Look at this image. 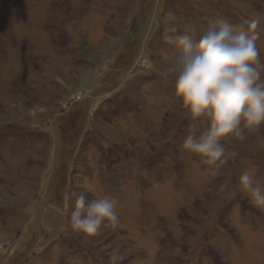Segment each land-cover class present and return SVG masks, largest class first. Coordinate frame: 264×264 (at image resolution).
<instances>
[{
	"label": "rangeland",
	"instance_id": "obj_1",
	"mask_svg": "<svg viewBox=\"0 0 264 264\" xmlns=\"http://www.w3.org/2000/svg\"><path fill=\"white\" fill-rule=\"evenodd\" d=\"M169 11L198 34L259 20L264 60V0H0V264H264L239 186L264 185V125L219 168L183 149L208 122L163 70ZM74 191L115 199L119 224L74 232Z\"/></svg>",
	"mask_w": 264,
	"mask_h": 264
},
{
	"label": "clouds",
	"instance_id": "obj_2",
	"mask_svg": "<svg viewBox=\"0 0 264 264\" xmlns=\"http://www.w3.org/2000/svg\"><path fill=\"white\" fill-rule=\"evenodd\" d=\"M176 21L174 11L166 13L163 39L175 51L163 70L174 79V94L187 114L208 122L199 136L188 135L182 147L199 156L202 164L219 168L228 159L224 139L231 135L243 142L248 139L245 129L258 132L264 125V60L256 31L260 22L253 19L234 25L213 20L198 34L195 28L179 29ZM171 139L172 134L164 142ZM239 186L252 205L264 211V185L244 171ZM73 196L70 224L74 232L94 236L102 224H119L115 199L102 197L87 203L85 193L74 191ZM118 259L114 253L111 264H118Z\"/></svg>",
	"mask_w": 264,
	"mask_h": 264
}]
</instances>
